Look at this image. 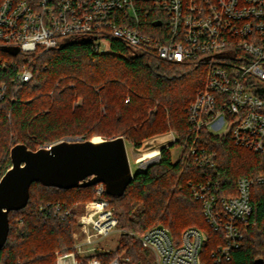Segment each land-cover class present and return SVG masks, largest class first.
Instances as JSON below:
<instances>
[{"label":"trees","instance_id":"obj_1","mask_svg":"<svg viewBox=\"0 0 264 264\" xmlns=\"http://www.w3.org/2000/svg\"><path fill=\"white\" fill-rule=\"evenodd\" d=\"M149 26L155 30L152 22ZM0 58L11 62L7 69L0 67V81L8 84L7 97L0 103V180L11 167L10 152L18 144L36 151L64 138L91 140L97 135L122 136L140 148L147 140L174 133V146L184 147L177 161L171 148L164 149L158 162L135 174L122 197H107L118 218L120 240L115 251L95 256L109 262L120 253L129 259L123 264H154L150 251L133 234L163 226L179 240L194 227L207 236L201 264H216L213 255L226 241L222 232L210 227L190 184L218 179L216 192L234 197L239 178L264 173V153L235 146L229 134L202 130L196 137L192 132L189 108L205 83L202 67L138 54L118 41L112 42L110 51L100 52L89 37L41 56L12 58L0 50ZM26 58L32 61L33 78L15 86L12 79ZM191 147L216 152L215 169L194 163ZM95 190L96 186L62 190L34 183L27 207L9 215L0 264H56L57 253L73 252L77 213L94 200ZM251 203L253 212L240 248L220 264L264 260V185L252 187ZM48 204H61L70 215L60 221Z\"/></svg>","mask_w":264,"mask_h":264},{"label":"built area","instance_id":"obj_2","mask_svg":"<svg viewBox=\"0 0 264 264\" xmlns=\"http://www.w3.org/2000/svg\"><path fill=\"white\" fill-rule=\"evenodd\" d=\"M156 22L161 25L154 26ZM88 37L100 52L110 51L112 42L118 41L138 54L202 67L205 83L189 108L192 132L196 137L202 130L229 134L235 146L264 153V0H0V50L12 58L41 56ZM5 48H18L19 53L12 56ZM10 63L0 58L3 69ZM31 65L30 59L25 60L12 79L15 86L32 80ZM7 91L8 84L0 81V103ZM180 148L178 159L184 150ZM190 156L200 168L215 169L216 152L191 147ZM255 184L264 185V173L239 178L234 197L216 192L218 179L207 177L205 182L190 184L210 227L222 232L226 241L213 255L216 264L229 261L244 240ZM107 197L105 185H96L93 211L77 218L84 241L75 244L73 252L58 254L56 264L129 261L121 255L109 262L76 256L84 252L83 247L98 244L117 231L118 218ZM46 208L60 221L70 215L61 204ZM133 236L153 254L154 264H201L207 239L194 227L187 228L179 240L163 226Z\"/></svg>","mask_w":264,"mask_h":264},{"label":"water","instance_id":"obj_3","mask_svg":"<svg viewBox=\"0 0 264 264\" xmlns=\"http://www.w3.org/2000/svg\"><path fill=\"white\" fill-rule=\"evenodd\" d=\"M160 25V22L154 23V26ZM3 50L12 56L19 53L18 48ZM149 144L146 152L141 151L142 147H133L135 158L136 155L142 158L145 153L151 152L161 154L164 149L172 147L174 136L160 137ZM10 160L11 167L0 180V252L9 235V215L27 207L34 183L62 190L104 184L106 195L117 199L125 194L135 176L126 139L122 136L112 139H65L36 151L18 144L11 149ZM255 264H264V260L257 259Z\"/></svg>","mask_w":264,"mask_h":264},{"label":"rangeland","instance_id":"obj_4","mask_svg":"<svg viewBox=\"0 0 264 264\" xmlns=\"http://www.w3.org/2000/svg\"><path fill=\"white\" fill-rule=\"evenodd\" d=\"M168 135H173L174 136V133H170ZM164 136H167V135H164ZM164 136H160V137H164ZM160 137H156V138H152L150 140H147L146 142H144L142 144V148H141V151L142 152H146L148 151V148L150 146H147V145H150L149 143H151L152 141L160 138ZM64 139H80V138H64ZM92 139H102L101 136H97V135H94L92 137ZM126 145H127V150H128V155H129V160H130V165H131V168H132V172L133 174H136L140 171H143L145 170L148 166L150 165H153L155 164L156 162H158V157H159V154H156L154 157H151L149 159H146L144 160L143 162H139V157H137L136 155V158L133 154V146L131 145L130 142H126ZM171 148V153H172V157H173V161H177L179 155H180V150L181 148L178 147L177 145L174 146V144L172 145ZM111 205V204H110ZM94 204H93V200L92 201H89L88 203H86L82 208V210H79L78 211V215H77V218L78 217H81V216H84L86 214H89L93 211L94 209ZM73 239L75 241V244H79V243H82L85 239V235L84 233L82 232L80 226L78 225V222H77V225L76 227L74 228V233H73ZM119 240H120V230L117 229V231H115L114 233H112L110 236L106 237L105 239H101L100 241H98V244H95V245H91V246H85L83 247L84 250H89L91 248H96V251H90L88 252V254L85 253V257L86 258H90V257H93L95 255H98L100 252L102 251H109V252H113L116 250L117 246H118V243H119ZM151 253V252H150ZM58 254H62V253H57L56 256ZM115 255H121L120 253H116ZM123 256V255H121ZM151 258L154 260V256L153 254L151 253Z\"/></svg>","mask_w":264,"mask_h":264},{"label":"bare ground","instance_id":"obj_5","mask_svg":"<svg viewBox=\"0 0 264 264\" xmlns=\"http://www.w3.org/2000/svg\"><path fill=\"white\" fill-rule=\"evenodd\" d=\"M155 155H156L155 152L145 153L144 156L139 159V162H143L144 160L154 157Z\"/></svg>","mask_w":264,"mask_h":264},{"label":"crops","instance_id":"obj_6","mask_svg":"<svg viewBox=\"0 0 264 264\" xmlns=\"http://www.w3.org/2000/svg\"><path fill=\"white\" fill-rule=\"evenodd\" d=\"M83 251H84V252H83L82 254H80V255H76V256H77L78 258L85 257V256H84L85 253L88 254V252L93 251V250H92V248H91V249H89V250L87 249V250H83Z\"/></svg>","mask_w":264,"mask_h":264}]
</instances>
